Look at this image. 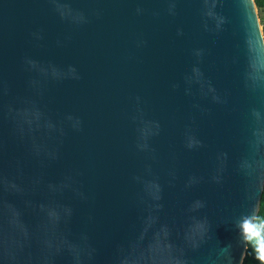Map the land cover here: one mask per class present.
I'll return each mask as SVG.
<instances>
[{
	"label": "water",
	"instance_id": "obj_1",
	"mask_svg": "<svg viewBox=\"0 0 264 264\" xmlns=\"http://www.w3.org/2000/svg\"><path fill=\"white\" fill-rule=\"evenodd\" d=\"M263 189L254 0H0V264H242Z\"/></svg>",
	"mask_w": 264,
	"mask_h": 264
},
{
	"label": "trees",
	"instance_id": "obj_2",
	"mask_svg": "<svg viewBox=\"0 0 264 264\" xmlns=\"http://www.w3.org/2000/svg\"><path fill=\"white\" fill-rule=\"evenodd\" d=\"M262 32L264 36V0H254ZM264 203V189L260 200ZM242 264H264V210L259 206V211L251 226V231L247 233V250Z\"/></svg>",
	"mask_w": 264,
	"mask_h": 264
},
{
	"label": "snow or ice",
	"instance_id": "obj_3",
	"mask_svg": "<svg viewBox=\"0 0 264 264\" xmlns=\"http://www.w3.org/2000/svg\"><path fill=\"white\" fill-rule=\"evenodd\" d=\"M261 209L262 210H264V203H261ZM243 230L245 231V232H250L251 231V228L249 227V225L247 224V223H245L244 225H243Z\"/></svg>",
	"mask_w": 264,
	"mask_h": 264
}]
</instances>
